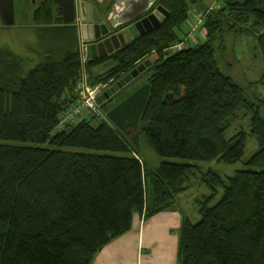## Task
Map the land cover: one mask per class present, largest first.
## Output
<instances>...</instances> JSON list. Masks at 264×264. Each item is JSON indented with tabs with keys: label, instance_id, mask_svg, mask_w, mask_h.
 <instances>
[{
	"label": "trees",
	"instance_id": "trees-1",
	"mask_svg": "<svg viewBox=\"0 0 264 264\" xmlns=\"http://www.w3.org/2000/svg\"><path fill=\"white\" fill-rule=\"evenodd\" d=\"M157 5L169 12L158 27L89 60L87 68L92 85L109 84L148 54L159 55L146 81L151 89L141 130L160 158L176 161L144 162L141 149L105 119L87 116L55 132L60 113L78 98L82 59L75 27L63 28L71 47L45 54L30 69L28 60L0 46V264H92L131 229L135 214L171 209L199 176L200 162L242 161L249 135L259 149L245 161L247 169L228 177L202 172L212 192L201 202V220L183 221L179 264H264V105L251 106L248 133L225 137L249 101L232 73L235 39L251 27L263 31L257 47L264 59V0H224L219 13L206 17L205 38L173 52L167 49L181 39L198 3ZM108 60L114 68L91 74ZM253 97L264 104V97Z\"/></svg>",
	"mask_w": 264,
	"mask_h": 264
},
{
	"label": "rangeland",
	"instance_id": "rangeland-1",
	"mask_svg": "<svg viewBox=\"0 0 264 264\" xmlns=\"http://www.w3.org/2000/svg\"><path fill=\"white\" fill-rule=\"evenodd\" d=\"M197 3L198 6H194L192 9H190L189 15L191 17L183 26V31H179L181 39L176 41L167 49L169 52H173L178 48V50L182 49L184 44L187 47L194 46L199 41L203 40L206 34V30L203 27L206 17L210 13H219V9L224 6V0H198ZM191 11L192 15L190 14ZM248 31L249 32L240 34L235 39L233 55L238 59V61L237 63H235L232 73L233 77L237 78V81H239L244 86L245 93L249 101L247 105L242 107V109L231 121L230 126L225 132V137L227 139H230L239 131L248 133L250 131V117L252 114L250 112L252 110L251 106L256 107L259 105L261 107L264 105L263 103L259 102L257 98L253 97L255 95L260 98L264 97V85H262V83H255L259 80L264 81V59L261 49H258L257 47L258 34L263 31H259L258 28L254 27H251V30ZM66 33L67 32L63 30V28H41L39 30L24 29L21 31L18 30L16 33L0 29V46L10 47L24 60L37 59L32 61L29 60L28 69H30L39 64L43 60L42 57H44L45 54H48L49 52H54L57 54L58 52L60 53L64 51L66 46L71 47L74 40L70 38L67 39ZM186 42L188 43L186 44ZM228 42V44L230 45L231 41L229 40ZM89 53L90 56H93L91 50L89 51ZM156 56L159 55L157 54ZM153 63L155 62L152 60L151 62H149V64L151 65H153ZM149 71L150 72L146 73L140 80L133 83H128L125 78L119 81L121 86L119 85V83H116L115 86H119V93L121 94L116 99L113 98L116 96H113L112 100L104 101L103 104L101 102L99 114L94 115L92 113H87L86 117L89 116L90 118H94V121H98L99 119L104 120V118L102 117V113L107 115V113L115 108L121 101H123L125 98L139 89L143 85V83L144 85L147 83L146 81L152 75V70L150 68ZM113 83L114 82L110 83L112 84L111 88H113ZM111 88L105 90L103 96L106 97L107 95H109ZM262 113L264 115V111H262ZM108 121H110L122 132H124L136 148H138L139 150L141 149V153L145 157L143 158L144 162L148 161L150 164L160 165L161 161L163 160L176 161L173 159H162L156 154L154 149L149 144L147 138L142 135L141 117L137 128L132 125H127L125 127V130L121 129L111 120ZM258 149L259 145L256 138L252 135H249L245 155L242 161L231 165L225 164L224 162H220L218 160L200 162L198 164V166L201 167L198 169L199 176L197 178H193L191 187L182 195H179L177 207L185 211V214L193 223L199 222L202 218V215L199 211L200 202L207 199L212 192L211 188L205 182H203L202 172H206L212 169L223 177L232 176L236 173V171L248 168V166L245 164V161L250 159ZM221 197L222 193L220 191L219 195L215 197L214 201L211 203L209 202L210 206L218 203ZM197 198L200 199L198 203L196 201Z\"/></svg>",
	"mask_w": 264,
	"mask_h": 264
},
{
	"label": "crops",
	"instance_id": "crops-1",
	"mask_svg": "<svg viewBox=\"0 0 264 264\" xmlns=\"http://www.w3.org/2000/svg\"><path fill=\"white\" fill-rule=\"evenodd\" d=\"M45 3H47L52 14L51 20L48 19V15L46 16ZM2 4L0 29L5 31L16 33L18 30L24 29L39 30L41 28L61 29L71 27L62 23H55L56 14L58 13L57 8L60 4H56L54 0H36L35 2L33 0H3ZM164 20V15L153 11L118 31H111L107 36L95 41H89L87 46L93 56L88 53V62L91 59H99L111 55L123 44L132 42L142 36V32H147L149 27H155L157 23L160 25ZM80 33L79 31L78 34L80 35ZM79 39L80 43L82 38L79 36ZM156 55V52L147 55L128 72L113 81V88L110 87L113 91L102 100V104L104 101L116 99L121 94L119 93V88V91L114 88L116 83H119L124 78L128 83H133L150 72L149 68L151 69L152 65L149 62L151 60L155 61ZM115 65L116 62L114 60H108L92 68L91 74L93 76H101L114 68ZM86 70L89 74L87 65ZM185 191L179 195H182ZM178 197L171 209L148 217L146 214H135L131 229L105 245L96 254L92 264H179L180 235L183 221L185 218L189 220L190 218L187 217L185 211L177 207ZM196 201L198 203L200 199L197 198Z\"/></svg>",
	"mask_w": 264,
	"mask_h": 264
},
{
	"label": "water",
	"instance_id": "water-1",
	"mask_svg": "<svg viewBox=\"0 0 264 264\" xmlns=\"http://www.w3.org/2000/svg\"><path fill=\"white\" fill-rule=\"evenodd\" d=\"M33 1L35 2L36 0ZM158 1L54 0L56 4H60V12L63 17L61 22L56 19L55 23L75 27L78 32H81L85 41H95L107 36L111 31L127 26L140 17L149 14L154 8H156V12H160L164 17H167L169 15L168 10L162 5H157ZM197 1L192 0V3L196 4ZM1 3H3V0H0V11L3 6ZM57 17L58 13L56 14ZM158 26L159 24L157 23L155 27ZM155 27H149L147 32L153 30ZM147 32H142V35ZM115 88L118 90L119 86ZM150 89L151 84L146 83L121 101L107 115L102 113V117L106 121L111 120L123 130H125L127 125H132L137 128L142 112L148 102ZM104 98L105 96L101 98V102Z\"/></svg>",
	"mask_w": 264,
	"mask_h": 264
},
{
	"label": "built area",
	"instance_id": "built-area-1",
	"mask_svg": "<svg viewBox=\"0 0 264 264\" xmlns=\"http://www.w3.org/2000/svg\"><path fill=\"white\" fill-rule=\"evenodd\" d=\"M190 14L192 15V11ZM88 53V46L86 45L85 41L81 39L80 54L82 59V72L77 88L78 98L72 105L60 113L55 132L67 130L72 125L78 123L82 118L86 117L87 113H92L94 115L99 114L101 106L100 99L104 95L105 90L112 87V84L105 82H100L95 85L90 83L86 70V65L89 59Z\"/></svg>",
	"mask_w": 264,
	"mask_h": 264
},
{
	"label": "flooded vegetation",
	"instance_id": "flooded-vegetation-1",
	"mask_svg": "<svg viewBox=\"0 0 264 264\" xmlns=\"http://www.w3.org/2000/svg\"><path fill=\"white\" fill-rule=\"evenodd\" d=\"M57 10H58V17H57V19H58V21H60V20H63V17H62V15H61V12H60V7L59 8H57ZM153 11H156V8H154V9H152V11L151 12H153ZM141 18V17H140ZM139 18V19H140ZM129 25V24H128ZM72 27V26H71ZM125 27V26H124ZM121 28H123V27H121ZM121 28H119V29H121ZM118 29V30H119ZM118 30H115V31H118ZM85 41V40H84ZM87 42H89V41H85V43H86V45H87ZM121 48V47H120ZM112 86V85H111ZM110 89V88H109Z\"/></svg>",
	"mask_w": 264,
	"mask_h": 264
},
{
	"label": "bare ground",
	"instance_id": "bare-ground-1",
	"mask_svg": "<svg viewBox=\"0 0 264 264\" xmlns=\"http://www.w3.org/2000/svg\"><path fill=\"white\" fill-rule=\"evenodd\" d=\"M165 19H166V17H165ZM80 37L82 38V40H84L83 35L81 33H80Z\"/></svg>",
	"mask_w": 264,
	"mask_h": 264
}]
</instances>
